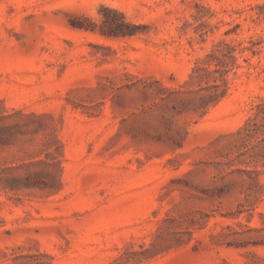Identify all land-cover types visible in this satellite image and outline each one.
Listing matches in <instances>:
<instances>
[{
  "label": "rangeland",
  "instance_id": "374dc122",
  "mask_svg": "<svg viewBox=\"0 0 264 264\" xmlns=\"http://www.w3.org/2000/svg\"><path fill=\"white\" fill-rule=\"evenodd\" d=\"M264 0H0V264H264Z\"/></svg>",
  "mask_w": 264,
  "mask_h": 264
},
{
  "label": "trees",
  "instance_id": "16d2710c",
  "mask_svg": "<svg viewBox=\"0 0 264 264\" xmlns=\"http://www.w3.org/2000/svg\"><path fill=\"white\" fill-rule=\"evenodd\" d=\"M253 115L247 119V129L251 131H258L260 128H264V99L253 106Z\"/></svg>",
  "mask_w": 264,
  "mask_h": 264
}]
</instances>
